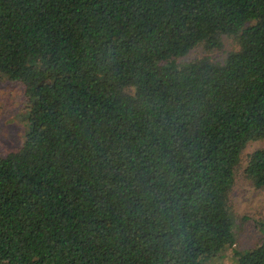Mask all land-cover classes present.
Listing matches in <instances>:
<instances>
[{"label": "trees", "instance_id": "1", "mask_svg": "<svg viewBox=\"0 0 264 264\" xmlns=\"http://www.w3.org/2000/svg\"><path fill=\"white\" fill-rule=\"evenodd\" d=\"M232 50L184 62L196 49ZM0 264H203L264 140V0H0ZM244 176L264 189V150ZM264 233V224L261 225ZM264 264V234L235 253Z\"/></svg>", "mask_w": 264, "mask_h": 264}, {"label": "rangeland", "instance_id": "2", "mask_svg": "<svg viewBox=\"0 0 264 264\" xmlns=\"http://www.w3.org/2000/svg\"><path fill=\"white\" fill-rule=\"evenodd\" d=\"M230 40H224L221 51L196 49L183 57L190 61L208 57L213 61H221L226 51L232 50ZM23 96L19 85L0 80V155L15 149L19 143L22 126L17 121L18 112L22 107ZM257 150H264V140L249 142L242 150L240 163L235 171V184L228 195L229 214L235 244L220 253V256L203 264H237L235 253H243L259 244L263 237L261 225L264 224V189H256L244 176L247 156Z\"/></svg>", "mask_w": 264, "mask_h": 264}]
</instances>
